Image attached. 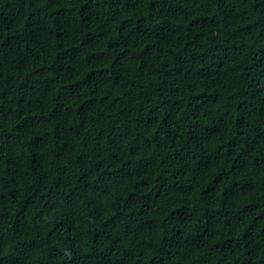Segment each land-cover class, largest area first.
<instances>
[{
	"label": "trees",
	"instance_id": "obj_1",
	"mask_svg": "<svg viewBox=\"0 0 264 264\" xmlns=\"http://www.w3.org/2000/svg\"><path fill=\"white\" fill-rule=\"evenodd\" d=\"M0 264H264V0H0Z\"/></svg>",
	"mask_w": 264,
	"mask_h": 264
}]
</instances>
